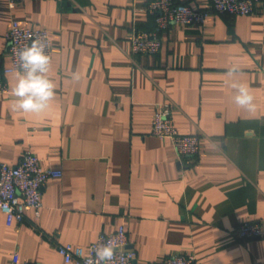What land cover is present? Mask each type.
Instances as JSON below:
<instances>
[{"label": "crops", "instance_id": "0c3cea01", "mask_svg": "<svg viewBox=\"0 0 264 264\" xmlns=\"http://www.w3.org/2000/svg\"><path fill=\"white\" fill-rule=\"evenodd\" d=\"M150 1L24 0L10 8L0 0V52L12 21L47 30L56 86L45 110L24 113L11 106L18 73L5 76L0 162L15 165L29 151L44 169L62 172L46 184L38 213L16 223L0 212V264H66L59 245L86 250L120 226L136 264L176 254L197 264H264V235L234 234L244 222L264 231V3L252 16L212 13L203 25H172L157 55L131 57V30L153 29L141 11ZM232 64L255 111L234 102L225 74ZM2 66H10L7 57ZM165 102L180 134L202 138L184 169L171 142L151 135Z\"/></svg>", "mask_w": 264, "mask_h": 264}, {"label": "built area", "instance_id": "2783aa9c", "mask_svg": "<svg viewBox=\"0 0 264 264\" xmlns=\"http://www.w3.org/2000/svg\"><path fill=\"white\" fill-rule=\"evenodd\" d=\"M7 2L10 8H14L24 0H7ZM209 2V9L196 10L176 0H151L141 11L152 17L153 29L147 31L134 27L131 30L129 36L131 57L157 55L163 45L162 33L172 25L184 27L203 25L212 13L232 17L252 16L258 13L259 6L264 0H209ZM45 34L49 45L46 52L52 58L53 45L47 30L22 26L17 21L11 22L4 37L5 50L0 52V94L9 93L5 76L18 73L17 51L30 44L32 39L42 38ZM4 57L9 59V67L2 66ZM173 108L171 102H165L157 107L152 121L151 135L171 142L176 160L184 169L199 154L202 138L179 133L172 118ZM61 176L62 172L59 170L44 169L39 158L29 151L24 152L15 165L0 162V212L9 221L14 220L16 223H21L29 210L38 213L42 208V194L46 184ZM234 234L238 240L245 241L262 237L264 231L258 222H244L236 227ZM113 237H120L117 241L120 251L116 255V264H136L135 251L123 226L111 234H100L86 250L71 244H63L58 246V252L66 264H86L89 257H94L93 248L98 243L110 244ZM10 264L30 263L11 261ZM154 264H197V262L194 256L176 254Z\"/></svg>", "mask_w": 264, "mask_h": 264}, {"label": "clouds", "instance_id": "9594fccd", "mask_svg": "<svg viewBox=\"0 0 264 264\" xmlns=\"http://www.w3.org/2000/svg\"><path fill=\"white\" fill-rule=\"evenodd\" d=\"M47 35L32 39L17 51L18 80L11 90L13 99L11 106L14 111L39 113L45 110L56 97V86L49 78L51 56L46 52ZM226 76L230 78V87L234 90V102L247 111H255L254 96L249 87L239 77L242 70L236 64L227 67ZM80 79L79 73L73 71L71 80L75 83ZM120 237H113L112 242L98 243L94 248V257H89L86 264H116V255L120 251L117 242Z\"/></svg>", "mask_w": 264, "mask_h": 264}]
</instances>
